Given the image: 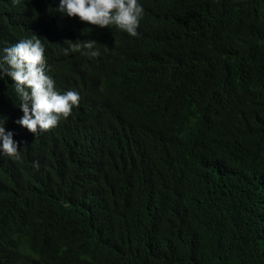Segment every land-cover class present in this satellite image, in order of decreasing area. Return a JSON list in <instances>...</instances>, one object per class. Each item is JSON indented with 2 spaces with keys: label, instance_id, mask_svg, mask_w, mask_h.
Segmentation results:
<instances>
[{
  "label": "trees",
  "instance_id": "1",
  "mask_svg": "<svg viewBox=\"0 0 264 264\" xmlns=\"http://www.w3.org/2000/svg\"><path fill=\"white\" fill-rule=\"evenodd\" d=\"M58 3L0 0V47L37 26L56 87L80 94L0 155V264H264V0H140L135 37ZM77 39L101 56H64Z\"/></svg>",
  "mask_w": 264,
  "mask_h": 264
},
{
  "label": "clouds",
  "instance_id": "2",
  "mask_svg": "<svg viewBox=\"0 0 264 264\" xmlns=\"http://www.w3.org/2000/svg\"><path fill=\"white\" fill-rule=\"evenodd\" d=\"M13 2L21 3L22 0ZM56 11L88 25L122 31L132 37L138 35L137 29L145 14L140 0H59ZM11 41L12 45L0 47V80H11L8 86H13L15 113L21 115L15 123L24 130L20 134L13 133L5 127L7 118L0 117V155L20 160L21 137L53 132V128L79 106L80 94L74 89L61 91L56 87L50 73V55L46 53V45L51 42L37 26L33 27L32 35L13 37ZM70 53H78L90 60L102 54L94 39L68 43L62 48V54L69 56Z\"/></svg>",
  "mask_w": 264,
  "mask_h": 264
},
{
  "label": "bare ground",
  "instance_id": "3",
  "mask_svg": "<svg viewBox=\"0 0 264 264\" xmlns=\"http://www.w3.org/2000/svg\"><path fill=\"white\" fill-rule=\"evenodd\" d=\"M94 104V103H93ZM112 135V134H111ZM112 139V138H111ZM95 144V143H94ZM225 153V152H224ZM233 158V157H232ZM48 163V162H47ZM38 173H39V171H38Z\"/></svg>",
  "mask_w": 264,
  "mask_h": 264
}]
</instances>
